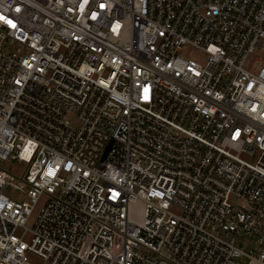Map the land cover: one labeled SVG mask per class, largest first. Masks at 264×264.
Here are the masks:
<instances>
[{
	"label": "built area",
	"instance_id": "obj_1",
	"mask_svg": "<svg viewBox=\"0 0 264 264\" xmlns=\"http://www.w3.org/2000/svg\"><path fill=\"white\" fill-rule=\"evenodd\" d=\"M6 162L0 264H264V0H0Z\"/></svg>",
	"mask_w": 264,
	"mask_h": 264
},
{
	"label": "rangeland",
	"instance_id": "obj_2",
	"mask_svg": "<svg viewBox=\"0 0 264 264\" xmlns=\"http://www.w3.org/2000/svg\"><path fill=\"white\" fill-rule=\"evenodd\" d=\"M182 56L184 57H190V58H194L197 59L200 55L192 49H187L184 52H182ZM252 66L253 68H256V64L253 63H246V67ZM0 168L2 170H16L17 168H15L10 162H6V163H2L0 164ZM41 206V203H39L38 207L36 208V210L31 214V216L28 218L25 227L27 229H31L38 211V208ZM142 211H143V206L140 202H136L134 204H130L128 207V219L129 221H131L134 224H140L142 222ZM120 243H121V237L117 236L115 238L114 241V250L113 252H116L119 250L120 248ZM28 261L29 264H44L41 260L33 257V256H28Z\"/></svg>",
	"mask_w": 264,
	"mask_h": 264
},
{
	"label": "water",
	"instance_id": "obj_3",
	"mask_svg": "<svg viewBox=\"0 0 264 264\" xmlns=\"http://www.w3.org/2000/svg\"><path fill=\"white\" fill-rule=\"evenodd\" d=\"M110 145H111V144H109V146L107 147V149H106V151H105V153H104V155H103V157H102V158H104V157H105V155H106V153H107V151H108V149H109Z\"/></svg>",
	"mask_w": 264,
	"mask_h": 264
},
{
	"label": "snow or ice",
	"instance_id": "obj_4",
	"mask_svg": "<svg viewBox=\"0 0 264 264\" xmlns=\"http://www.w3.org/2000/svg\"><path fill=\"white\" fill-rule=\"evenodd\" d=\"M9 23H11V21H8Z\"/></svg>",
	"mask_w": 264,
	"mask_h": 264
}]
</instances>
